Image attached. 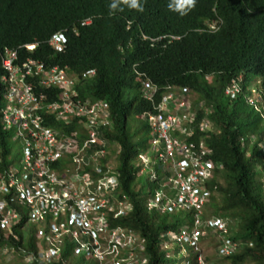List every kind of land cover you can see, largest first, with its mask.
Returning a JSON list of instances; mask_svg holds the SVG:
<instances>
[{
	"label": "trees",
	"instance_id": "1",
	"mask_svg": "<svg viewBox=\"0 0 264 264\" xmlns=\"http://www.w3.org/2000/svg\"><path fill=\"white\" fill-rule=\"evenodd\" d=\"M173 3L139 0L141 7L134 8L123 0H0V48L19 49L23 60L33 57L80 75L96 69V77L85 79L80 92L111 105L114 129L104 132L121 148L119 199L126 195L134 204L127 217H111L110 227L127 228L144 238L147 264L165 263L162 236L179 223L148 212L134 185L138 145L128 120L153 109L141 97L135 67L161 90L168 85L190 87L205 102L198 121L208 115L215 126L206 135L217 163L206 211L234 222L229 236L240 243L236 253L220 259L223 264H264V118L245 94L258 79L264 88V0H196L184 13L169 7ZM88 18L92 23L82 25ZM213 21L218 22L216 30L208 28ZM59 31L68 36L63 52L48 43ZM32 43L37 47L30 52L24 45ZM240 76L243 89L230 98L225 88ZM1 90L0 82V101ZM24 223L13 228L15 236L0 228V248L23 256L36 255L46 246L37 239L36 226L24 231ZM76 246L72 237H64L60 259L51 264H72Z\"/></svg>",
	"mask_w": 264,
	"mask_h": 264
},
{
	"label": "built area",
	"instance_id": "2",
	"mask_svg": "<svg viewBox=\"0 0 264 264\" xmlns=\"http://www.w3.org/2000/svg\"><path fill=\"white\" fill-rule=\"evenodd\" d=\"M18 59L16 50L4 52L3 66L9 74L3 80L10 90L6 94L9 105L0 115V165L7 156L1 135L13 129L14 138L24 143L23 170L0 167V228L15 236L13 228L22 221V229L35 225L37 239L46 246L36 255L26 254L25 259L40 264L59 261L66 236L76 243V253L97 258L99 264L107 259L113 264H147L145 240L126 228L110 227L109 219L125 216L132 205L126 195L119 199L122 191L113 161L115 144L103 139L100 132L107 124L106 104L80 98L76 81L65 69L47 67L32 58L19 64ZM45 88L61 90L58 99L47 101L48 96L40 91ZM241 91V85L233 82L226 94L236 98ZM248 101L264 117V105L253 97ZM159 118L163 147L159 157L168 166L169 187L175 191L172 198L165 196L169 207L180 205L194 211V228L188 238L194 250L199 251L198 241L205 229L212 228L220 233L218 255L229 257L240 243L229 236L226 221L203 217L212 195L209 182L217 167L212 149L203 141L181 139L184 134H195L194 115ZM210 128L207 122L200 124L202 132ZM163 199V194H157V201ZM149 206L157 203L152 201ZM0 251L4 255L10 252L3 247ZM197 264H206L202 255Z\"/></svg>",
	"mask_w": 264,
	"mask_h": 264
},
{
	"label": "clouds",
	"instance_id": "3",
	"mask_svg": "<svg viewBox=\"0 0 264 264\" xmlns=\"http://www.w3.org/2000/svg\"><path fill=\"white\" fill-rule=\"evenodd\" d=\"M123 2L126 4H129L131 7H134V8H140L141 7L139 4V0H123ZM195 4H196V0H174V3L172 5H169V7H174L176 10L184 13L188 10H191L195 6ZM112 7H116V5L113 4ZM92 21H93V18H88L82 22V25H89L92 23ZM218 27H219V25H218V22H216V21L208 23V28L210 30H216ZM143 38L149 39V37L146 35H143ZM171 38L176 39V36H172ZM151 40L153 42L156 40L160 41V40H162V37L158 38V39H151ZM48 43L56 52H63L66 50V48L68 46V36H67L66 32H64V31L56 32L51 36ZM57 44L59 46L62 45L63 48L59 49V47L56 46ZM24 47L28 51L33 52L36 49L37 44L36 43L25 44ZM6 49H12V50L17 51L19 59L16 61V63L21 64L22 62L27 61L29 58L35 59L33 57H28L25 60L21 59L20 54H19V49H16V48H12V47H8V46L0 48V67H1L2 72H3L2 75L0 76V82L2 85L1 101H0V115H1L2 110L4 108H6L7 105H9L8 104L9 102L6 98V94L9 93L10 88L8 85H6L5 81L3 80V77L8 76V74H9L8 71H6L4 66H3L4 52L6 51ZM35 60H38V61L44 63L47 67H56L57 66V67H60L62 69H65L68 72V74L76 81V90H77L78 96L80 98L85 99V100L89 99L91 101H101L102 103L106 104L107 111H108L107 124L103 125L101 127L100 132H101L103 139L107 140L111 144L112 143L115 144V148L112 149V152L115 156V158L113 160L114 163L116 164L115 173L118 176L117 158H118V155L120 153L121 148H120L119 144L117 143V141H111L110 139H108V137L105 135V132H104L105 130L113 131V129H114V121H113V117H112L113 115H112L111 105L105 99H94V98H91L89 96H83L80 92L82 85H84L83 81L85 79H94L96 77V75H97L96 69L88 70L87 72L82 73V75H80L79 73H75V72L71 71L69 67H62L60 65H53L52 66V65L46 64L42 60H39V59H35ZM135 73L137 75V77H136L137 81L141 84L140 92H141L142 99L145 102L150 103L152 105V108H153L151 110L145 111L142 114L138 115L137 118H138V120L145 121L146 125L151 126L152 131L155 134V138L152 140V145L154 147H156V151L158 152V158L159 159H160L159 153L163 152L162 142L159 139V131H158L159 129L162 128V125H160V122H159L160 116H162L165 120H167L170 115H178V116H183L184 114H190L191 116L194 115L195 134L194 135L184 134L183 136H181V139H184L188 143H190L192 141H194L196 143H200L201 141H203L208 147H210V145L206 141V135L209 132H214V130H215L214 123L211 121V119L208 115L203 120L198 121V115H197L198 110L203 109L205 107L204 100H198L199 99L198 96L193 92V90L190 87L168 85L164 88V90H161L160 87L148 76L147 73L138 70L136 67H135ZM233 82H238L243 89V85H242L243 77L240 76L238 78L233 79L232 82L230 84H228V86L225 88V94H226V89ZM255 83L258 84L259 88L253 89L251 92L258 93L259 97L255 98V99L258 101L259 105L262 107L264 105L263 104L264 103V88L261 86V81L259 79L257 81H255ZM40 91H41V93L43 92L48 96L47 101H49V100L52 101L54 99H58L60 92H61V90H59L57 88L56 89H51V88L46 89L45 88V89H40ZM249 97H253V96H249ZM249 97H248V99H249ZM182 103H184V104H182ZM207 111L209 114L210 110H207ZM202 122H207L211 128L208 131L202 132L200 130V124ZM178 135H182V134H178ZM155 140H159L158 144L153 143V141H155ZM212 158H213V155H212ZM145 160H147V161H145ZM160 161H161V159H160ZM140 162H142L144 164L143 166H146V165H149L152 163L148 157L138 153L136 155V158H135V167L137 168V175L139 172H142V170H143V169H141L143 166L140 165ZM216 165H217V163H216ZM167 167H168L167 164H165V163L163 164L161 161V164L159 166V170L151 174V179H153V181L156 182L157 188H156V191L154 193H152L151 197L148 200L144 201V206L148 212H151V213L155 212L161 216H169V217H171L172 220H174L173 215H175L177 212H186L192 216V219L188 225L189 227L186 226L180 230V227L178 226V228L168 230L163 234V236H162V248L166 249L167 248V239L169 238V236L171 234H175L176 231L180 230V232H178L175 235V239L179 242H183V243L185 242L186 244H188V246L191 248V251L194 253V257H193L192 261L190 259H187L182 263L188 264L187 262H190L189 264H197L198 256L202 255L201 245L203 244L204 240H206L208 237H209V239H211V237H212V239L215 240L216 250H217L218 240L220 238V233L217 230H214L212 228H206L205 229L206 234L201 236L200 240L198 241L197 246L199 247V251L194 250V246L190 243V240L188 239L190 237L189 233H191L193 228H194V211H188V210L184 209L183 207H181L180 205H176V206L172 205V206H170L171 208L169 207V205L167 203V199L165 198V196H169L172 198L175 195V191L171 190L169 187L170 173H168L166 171ZM153 174H155L156 177H153ZM118 179L120 181V188H121L122 182H121L119 176H118ZM209 186H210V189L212 190V195H213L215 189L211 188L210 183H209ZM122 193H123V191H122ZM159 193L163 194V196H164L163 202L156 200L157 194H159ZM212 195H211V197H212ZM152 201H155L157 203V206H149V203ZM209 202H210V200H209ZM209 202L205 205V207L203 209V217L205 219L221 218V219L225 220L227 223V226H228V234H230V227H231L229 225L230 220L225 219L223 217L213 215V214L210 215V211H208V212L206 211V208L209 206ZM130 203L132 205V210L128 214H126L125 217H127L128 215L131 214V212H133L134 204L131 201H130ZM164 206H166L167 209H165ZM174 222H175V220H174ZM137 236L139 237V239H144V238L140 237L139 235H137ZM144 252H145V242H144L143 255H144ZM76 254H78V253H76ZM203 258H204V261L206 262V260H205L206 257L203 256ZM219 258H220V256H219ZM221 258H226V257H221Z\"/></svg>",
	"mask_w": 264,
	"mask_h": 264
},
{
	"label": "rangeland",
	"instance_id": "4",
	"mask_svg": "<svg viewBox=\"0 0 264 264\" xmlns=\"http://www.w3.org/2000/svg\"><path fill=\"white\" fill-rule=\"evenodd\" d=\"M259 86L255 82H252L248 90H246L245 94L247 97L253 96L254 98H258V93L251 92L253 89H258ZM128 128L130 131V135L133 138V141L138 145V153L145 155L151 160V164L143 166L144 164L140 162V165L143 166L141 169L142 172H139L134 185L136 190L138 191L140 197L143 200H148L152 193L156 191V182L151 179V174L159 170V166L161 164L160 159L158 158V152L156 151V147L152 145V140L155 138V134L152 131L151 126L146 125L145 121L138 120L133 116L129 117L128 120ZM16 132L11 129V131L5 130V132L1 135L3 145L6 148V157L5 162L0 165L3 169H17L20 172L23 170V149L24 143L21 139H15L14 136ZM264 180V178H263ZM24 213L26 212V208L23 207ZM173 219L179 223L180 230L183 227H189V223L192 219V216L186 212H177L173 215ZM235 223L229 221V225L233 227ZM35 226V225H31ZM31 226H27L25 230L29 231ZM180 230L176 231L175 234H171L167 239V248L162 249V253L164 254L165 263L164 264H183L187 259L193 260L194 253L191 251V248L185 242H179L175 239V235L180 232ZM104 243L102 244V247ZM186 250V251H185ZM202 255L206 257V264H223V261L219 258L216 250L215 240L209 239V237L204 240L201 245ZM187 254V255H186ZM100 254H98L99 256ZM26 255L21 256L15 250L14 252L5 253V257L2 258V264H32L34 263L31 258L25 259ZM100 257V256H99ZM182 260V261H181ZM72 264H95V261L90 258V256H86L84 254H75L72 258ZM103 264H113L111 259H107L103 261Z\"/></svg>",
	"mask_w": 264,
	"mask_h": 264
}]
</instances>
